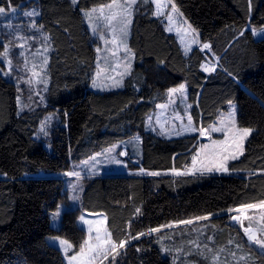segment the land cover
I'll return each mask as SVG.
<instances>
[{
  "label": "trees",
  "instance_id": "obj_1",
  "mask_svg": "<svg viewBox=\"0 0 264 264\" xmlns=\"http://www.w3.org/2000/svg\"><path fill=\"white\" fill-rule=\"evenodd\" d=\"M110 1L0 0L5 8L37 5L39 25L53 48L42 105L21 111L19 86L4 71L0 41V264H67L49 237H65L78 247L86 236L78 224L82 211L104 212L113 241L130 242L115 264H210L213 252L228 249L230 241L237 256L248 254L229 211L264 201V35L254 34L264 28V0H173L219 57L211 73L203 68L206 58L199 48L186 55L152 9L139 5L128 41L136 58L133 72L123 88L100 91L91 88L96 40L83 11ZM182 82L196 124L208 126L235 101L240 125L253 129L243 155L226 173L171 174L191 162L196 136L166 138L146 129L150 112ZM50 112L59 124L49 137L38 136L40 121ZM136 134L140 162L131 167L159 175L91 178L81 206L64 210L54 227L52 212L67 199L63 173ZM209 215H215L208 219L210 245L203 241L199 247L196 235L186 234L166 241L169 229L132 239L150 228ZM181 248L194 255L193 261L178 260ZM207 248L208 255L202 254ZM230 251H224L220 264L228 262ZM252 252L247 264H264V253Z\"/></svg>",
  "mask_w": 264,
  "mask_h": 264
},
{
  "label": "rangeland",
  "instance_id": "obj_2",
  "mask_svg": "<svg viewBox=\"0 0 264 264\" xmlns=\"http://www.w3.org/2000/svg\"><path fill=\"white\" fill-rule=\"evenodd\" d=\"M78 0H76L77 2ZM75 2V3H76ZM112 5V7H108ZM150 7L152 14L159 18L164 26V29L168 33H172L176 36L179 41L184 53L190 54L194 48H199L205 55V61L203 68L210 69L208 73L213 72L211 69L218 68L219 57L211 51V48L205 49L203 45L205 42L202 41L200 32L190 23L186 16L182 13L180 8L176 5L173 0H137L136 4L131 7V22L127 25L126 36L121 34L120 28V13L122 8L120 6H127L126 0H116V4H113V0L107 2L101 6H96L88 10H84V16L87 27L92 33L96 40V63L93 78L91 81V88L100 91H110L123 88L125 85V79L131 75L135 67L136 58L134 51L129 46V38L132 29V20L138 6ZM175 6L177 11L172 12V7ZM4 9L3 13H0V41L3 43V52L1 59L5 63V72L7 77L12 79L19 86L18 104L21 111L25 109H33L42 105L45 91L47 90L49 77L47 74L48 64L50 55L53 51L52 44L49 35L43 30V27L39 25L40 10L37 5H31L26 7H0ZM32 12V16H26L25 13ZM169 15L172 16V20L169 21ZM115 16V19H110ZM171 29V30H169ZM254 34L264 35V28L255 29ZM103 37V38H102ZM117 39V44H113V38ZM120 40H124L127 45L128 52H125L123 44H120ZM209 44V43H207ZM210 45V44H209ZM99 49V51H98ZM46 61V63H45ZM214 70V71H215ZM183 84L184 89L175 93L171 92L170 89L177 88ZM167 90L163 101L158 102L155 110L150 112L146 119V129L150 132L155 133L158 136L173 138L183 137L187 135H195L197 138L196 151L193 157H197V164L193 167L192 160L185 167L180 170H173L171 174H200V175H219L226 172L218 171H201V162L207 164L208 161L204 159L205 154L212 151V142L215 140L225 139V133L223 132H211L212 127H219L222 120H228L234 123L235 131H239L243 127L239 123V110L237 102H231L227 110L222 111L218 118L208 126L196 124L192 116L193 104L189 99L188 86L186 82H182ZM189 117L191 118V127L195 128L196 131H190L188 126ZM59 124V119L55 113H48L42 118L39 124L38 136L49 137L56 125ZM43 128V130H42ZM200 129H207L210 135H202ZM251 129V128H249ZM253 134V129L247 138L243 141V153L247 141ZM141 137L136 134L133 138L127 139L103 149L102 151L94 153L89 158L73 164L71 169L63 173L62 177L65 179V193L67 199L62 202L57 210L52 212L51 224L54 227H59L61 224V217L64 210L69 208H78L81 206V195L86 185V182L96 176H103L107 174H141L149 175L143 168L133 169L131 164L140 162V151H141ZM207 146V147H204ZM121 153H126L121 155ZM243 155V154H242ZM238 155V159L242 156ZM95 157L93 160L92 158ZM120 161L121 163H115L114 161ZM85 161L88 163L86 164ZM227 162L229 169L230 162ZM143 169L142 173L140 170ZM80 172V177L69 176L66 173ZM228 172V171H227ZM264 201L254 203L253 208L238 207L229 211L231 218L233 216L239 217V220L231 219V223L238 227L243 237L240 246L246 253H241L237 256L234 253L235 248L230 243L228 249L219 250L213 252L210 264H220L224 251L232 252L227 256L228 262L222 264H247L246 259L249 255L253 254L254 251L257 253H264V249H261L259 245L248 240V235L245 234L244 229L250 228L251 233L255 235L257 239L264 240ZM215 215L204 216L205 219H191L192 223H174L170 226L160 227L158 232H152L150 234H157L161 231L172 232L166 233L168 240L174 241L175 235L183 236L186 234L188 237L196 235L194 237V243L197 246H201L202 242H206L207 245L211 241H207V234L210 231L208 219ZM81 217H84L81 220ZM89 221V224L84 221ZM103 221L101 224L100 222ZM78 224L86 230L85 240H89L90 244L95 245L97 227H100V235L105 236V230L110 233L107 226V215L104 212H90L82 211L78 215ZM92 226V232L89 233V226ZM182 225L184 228L177 230V227ZM145 235H150L149 231L144 232ZM163 233V232H162ZM186 236V237H187ZM112 239V235L110 236ZM165 239V238H164ZM193 239V240H194ZM241 240V239H240ZM49 241L56 245L62 250V253L66 259L67 264H70L69 257L75 255L80 246L84 241L77 247L69 239L61 236H51ZM59 241H66L70 247L61 245ZM130 243V242H129ZM123 247L117 245L115 253H110L107 259L103 257H97L94 264H115V260L120 254L121 250L124 249L127 244ZM105 247H110L105 245ZM186 247V246H185ZM187 248V247H186ZM186 248L178 249V260L182 261H193V256L186 251ZM205 249V248H204ZM180 250V251H179ZM210 252L209 248L202 251V254L208 255ZM252 252V253H251ZM243 254V255H242ZM191 255V258H189ZM113 258V259H111ZM177 262V261H176ZM232 262V263H231ZM75 264V262H73ZM174 264L175 261H174ZM200 264V263H198Z\"/></svg>",
  "mask_w": 264,
  "mask_h": 264
},
{
  "label": "snow or ice",
  "instance_id": "obj_3",
  "mask_svg": "<svg viewBox=\"0 0 264 264\" xmlns=\"http://www.w3.org/2000/svg\"><path fill=\"white\" fill-rule=\"evenodd\" d=\"M73 3L76 2V0H72ZM137 0H126V7L125 6H120L122 8V11L120 13L121 16V20H120V24H121V34L126 36V28L127 25L131 22V7L132 5L136 4ZM113 4H116V0H113ZM108 7H112V5H108ZM177 9L175 6L172 7V12H176ZM4 9L0 8V13H3ZM26 16H32L33 13L32 12H28L25 13ZM110 19H115V16H112ZM169 21L172 20V16L169 15L168 17ZM171 30V29H169ZM103 38V37H102ZM113 44H117V39L114 37L112 40ZM120 44H123L124 46V50L125 52H128V48L126 43L124 42V40H120ZM203 48L208 49L210 48V45L205 43L203 45ZM99 51V49H98ZM46 63V61H45ZM210 69L205 68V71H209ZM211 70H215L214 68ZM184 89V85L181 84L179 86V89L177 88H173L170 89L171 92L175 93L177 91L183 90ZM191 118L189 117L188 120V126H189V130L190 131H196L195 128L191 127ZM234 128L235 125L234 123L230 122V118L228 120H222L220 122V126L219 127H212L211 128V132H223L225 133V139L223 140H215L212 142V151L209 153L205 154L204 159L208 161L207 164L201 162L200 164V169L197 170H201V171H207V172H212V171H218V172H227L228 171V167L227 162L229 160H236L238 159V155H242L243 154V141L247 138V136L251 133V129L249 128H243L239 131H235L234 132ZM43 130V128H42ZM201 134L202 135H210L209 130L207 129H200ZM207 147V146H204ZM126 153H121V155H125ZM93 160L95 159V157L92 158ZM115 163H121L120 161L116 160L114 161ZM85 163L87 164L88 162L85 161ZM192 164L193 167L195 168L196 164H197V157H193L192 160ZM142 173L144 172L143 169L140 170ZM151 175H159V173L153 172L150 173ZM177 175H179L180 173L177 172ZM66 175L69 176H76V177H80V172H70V173H66ZM262 206H264V204H262ZM242 207L244 208H253L255 207V205L253 204H247V205H242ZM137 211H139V209H137ZM206 217H198L197 219H205ZM84 217H81V220H83ZM232 219L234 220H239V217L237 216H233ZM84 223L89 224V221L85 220ZM101 224L103 223V221L100 222ZM180 223H187L190 224L192 223L191 220H187V221H181ZM170 226V225H168ZM164 227V226H162ZM89 233L92 232V226H89ZM160 229L159 228H150L149 229V234L152 232H158ZM96 231V237L95 240L97 241V243L95 245L90 244L89 240H85L83 242V244L80 246L79 251L69 257V262L70 264H73V262H75V264H94L95 260L97 257H103V259H107L108 255L110 253H115L117 250V244L115 241H112L110 239L111 234L107 233L105 230V236H101L100 235V227H97L95 229ZM245 234L248 235V240L254 242L255 244L259 245L261 249H264V240L261 239H257L255 237L254 234L251 233V229L250 228H245L244 229ZM145 235V233L141 232L138 233L136 236L132 237V239H139L140 236ZM126 241L121 240L119 242V247H123ZM59 243L61 245H64L66 248L70 247L66 241H59ZM231 243V241H230ZM105 245H109L110 247H105ZM239 247V245H238Z\"/></svg>",
  "mask_w": 264,
  "mask_h": 264
},
{
  "label": "crops",
  "instance_id": "obj_4",
  "mask_svg": "<svg viewBox=\"0 0 264 264\" xmlns=\"http://www.w3.org/2000/svg\"><path fill=\"white\" fill-rule=\"evenodd\" d=\"M96 55H97V53H96Z\"/></svg>",
  "mask_w": 264,
  "mask_h": 264
}]
</instances>
